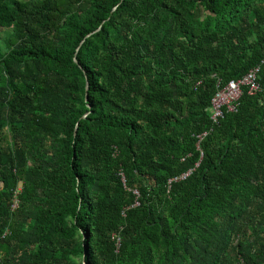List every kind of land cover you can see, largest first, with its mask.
Masks as SVG:
<instances>
[{"label":"trees","instance_id":"1","mask_svg":"<svg viewBox=\"0 0 264 264\" xmlns=\"http://www.w3.org/2000/svg\"><path fill=\"white\" fill-rule=\"evenodd\" d=\"M0 264H264V0H0Z\"/></svg>","mask_w":264,"mask_h":264},{"label":"built area","instance_id":"2","mask_svg":"<svg viewBox=\"0 0 264 264\" xmlns=\"http://www.w3.org/2000/svg\"><path fill=\"white\" fill-rule=\"evenodd\" d=\"M261 74V66L254 68L251 70L250 74H248L243 80L239 82H232L228 87L220 90V92L216 95L213 100V117L215 123H219L220 119L224 118L225 112L224 109L227 108L229 112H237L240 107L241 99L244 95V90H247L251 96L258 95L263 92V88L260 81ZM183 177L182 179L186 178ZM123 182L125 186L127 185V180L125 176H123ZM20 191L16 193L12 209L13 211H18L21 205V201L19 198ZM138 196V193H136ZM139 204V203H138ZM125 215V214H124ZM126 216V215H125ZM11 231L8 230L5 233V236L10 235ZM113 241L116 243L117 251L120 252L122 247V236L121 232H116L113 235Z\"/></svg>","mask_w":264,"mask_h":264},{"label":"water","instance_id":"3","mask_svg":"<svg viewBox=\"0 0 264 264\" xmlns=\"http://www.w3.org/2000/svg\"><path fill=\"white\" fill-rule=\"evenodd\" d=\"M101 30V27L100 28H98L95 32H93V33H91L90 35H88V37L86 38V40L87 39H89L90 37H92L93 35H95L97 32H99ZM85 42V40L81 43V46H82V44ZM75 62L78 64V61H77V59H75ZM89 89V83L87 82V90ZM88 99V98H87ZM87 117V115H85L83 118L85 119ZM77 129H78V125H77V127H76V133L75 134H77Z\"/></svg>","mask_w":264,"mask_h":264}]
</instances>
